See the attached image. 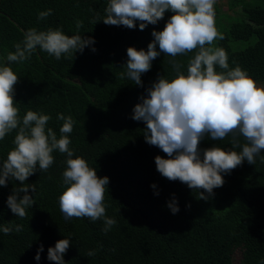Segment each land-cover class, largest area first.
I'll return each instance as SVG.
<instances>
[{"label": "trees", "instance_id": "trees-1", "mask_svg": "<svg viewBox=\"0 0 264 264\" xmlns=\"http://www.w3.org/2000/svg\"><path fill=\"white\" fill-rule=\"evenodd\" d=\"M251 1L229 0V9L241 7L242 15L237 12L232 18L215 8L224 18L217 19L218 14L215 18L224 39L213 45L226 50L230 68L238 65L256 82L264 83V0L262 4ZM64 2L70 5H55ZM109 2L0 0V65L10 66L20 77L15 100L21 120L29 110L49 115L46 127L59 139L64 121L58 114L71 116L75 123L67 135L72 158H84L99 177L109 178L104 204L106 216L116 220L105 232L103 218L65 219L59 197L70 186L63 179L68 157L55 150L53 165L46 172L37 166L24 182L36 188L35 193L29 189L35 204L26 209V217L16 216L7 205L9 195L21 182L10 178L7 186H0V264H55L48 259V249L61 239L71 241L65 264H234L237 248H242L239 264H264V151L256 156L255 164L245 160L230 173H222L225 183L212 194L162 176L155 157H169L146 142V122L132 119L133 110L160 76L169 81L176 77L171 61L186 73L195 51L176 57L161 53L142 74L143 86L134 84L126 75L127 49L147 50L154 40L152 32L162 31L173 13L166 12L156 25L149 24L143 31L139 21L129 29L103 22ZM48 10L49 15L38 18ZM239 14L241 19L232 20L240 18ZM77 21H82L79 30ZM32 28L59 29L95 42L82 53L73 51L60 59L38 47L23 62L7 61V55L16 51L15 45L22 43ZM253 36L256 40L246 47L234 46ZM217 71L223 70L217 66ZM17 131L0 141V162L15 147ZM234 139L239 147L233 146ZM245 143L238 133L220 141L206 135L199 145L201 158L207 148L240 152ZM200 193L207 199H200ZM173 201L179 207L176 214L168 207ZM16 225L23 226L20 232L15 231ZM6 226L13 229L11 233L2 231ZM89 251L95 255L89 257Z\"/></svg>", "mask_w": 264, "mask_h": 264}, {"label": "clouds", "instance_id": "clouds-1", "mask_svg": "<svg viewBox=\"0 0 264 264\" xmlns=\"http://www.w3.org/2000/svg\"><path fill=\"white\" fill-rule=\"evenodd\" d=\"M216 3L217 0H110L103 19L106 25H123L129 29H134L139 21V29L143 31L149 24L156 25L166 12L173 13L162 31L152 32L154 40L147 50L127 49V77L143 86L142 74L152 68V62L161 53L176 57L195 51V55L189 60L186 73L180 71L179 63L170 62L177 72L176 77L169 81L160 76L147 89L142 103L134 107L132 119L146 122V142L169 157H155L157 171L162 176L209 194L225 183L222 173H230L245 160L255 164L256 156L264 151V87L258 86L240 66L230 68L226 50L213 46L217 39H224L216 27ZM50 13L51 10L42 12L38 18L43 19ZM76 27L79 30L82 21H77ZM94 42L91 37L69 36L59 29L37 31L32 28L6 59L23 62L38 47L60 59L62 54L82 53ZM217 66L223 71H217ZM19 79L10 66L0 65V141L18 129L15 147L7 159L0 162V186H7L10 178L22 185L9 195L8 207L16 216L26 217V209L35 204L33 196L28 194L29 189L35 193L36 188L35 184L24 182L37 171V166L46 172L54 163L53 152L58 150L68 157L63 179L70 186L59 197L65 219L88 217L96 221L103 218L104 231H109L116 224L114 218L106 216L104 204L109 178L99 177L84 158H72L71 140L67 135L73 131L75 123L71 116L65 118L58 114V119L64 121L59 139L52 128L46 127L51 119L49 115L29 110L21 120L15 100V85ZM236 133L247 141L242 151L213 146L205 149L201 158L199 145L206 135L220 141ZM233 146H240L235 139ZM21 193H24L22 197ZM199 198L207 199L203 193ZM168 207L173 214L179 212L175 201ZM22 227L16 225L15 231L20 232ZM12 230L8 226L2 228L5 234ZM70 242L69 239L57 241L48 249V259L55 264H65L64 255ZM42 251L43 246L37 252V261ZM87 255L94 256L95 251Z\"/></svg>", "mask_w": 264, "mask_h": 264}, {"label": "rangeland", "instance_id": "rangeland-1", "mask_svg": "<svg viewBox=\"0 0 264 264\" xmlns=\"http://www.w3.org/2000/svg\"><path fill=\"white\" fill-rule=\"evenodd\" d=\"M79 1V4H83V3H87L88 1H91V0H78ZM252 3H255V4H262V0H252L251 1ZM55 5H57V6H59V7H61V6H65V5H70V3L69 2H64V3H57V4H55ZM225 5V4H224ZM224 5H222V7H224ZM240 11V10H239ZM218 13H216V15H217ZM240 14L242 15V13L240 12ZM239 14V17L241 16ZM221 13L220 14H218L217 15V19H219V17L220 18H222L221 17ZM222 19H224V18H222ZM235 19H241V17L240 18H234V19H232V20H235ZM232 20H230V21H232ZM218 21V20H217ZM228 22H229V19H228ZM256 40V37L255 36H253L251 39H250V41H247V40H242V41H237V42H235L234 43V46L235 47H237V46H240V47H246L249 43H253L254 41ZM214 46V45H213ZM257 84H258V86H261V87H264V83H262V82H257ZM241 257H242V248H237L236 250H235V252H234V254H233V263L234 264H239L240 263V260H241Z\"/></svg>", "mask_w": 264, "mask_h": 264}, {"label": "crops", "instance_id": "crops-1", "mask_svg": "<svg viewBox=\"0 0 264 264\" xmlns=\"http://www.w3.org/2000/svg\"><path fill=\"white\" fill-rule=\"evenodd\" d=\"M222 5H224V7H222ZM228 5H229V0H217V3L215 5V8H218V10L220 9L221 13L223 15H225L226 17H228V18L229 17L230 18L234 17L237 12H240L241 11V7H237L235 9H229V6ZM215 18H216V16H215Z\"/></svg>", "mask_w": 264, "mask_h": 264}]
</instances>
